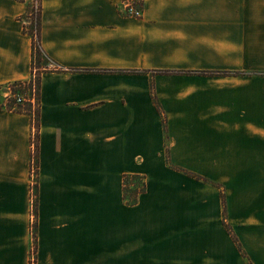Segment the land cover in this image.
Returning a JSON list of instances; mask_svg holds the SVG:
<instances>
[{"label":"crops","instance_id":"obj_1","mask_svg":"<svg viewBox=\"0 0 264 264\" xmlns=\"http://www.w3.org/2000/svg\"><path fill=\"white\" fill-rule=\"evenodd\" d=\"M13 1L0 86L33 72ZM120 1L41 0L37 264H264V0ZM30 131L0 105V264H29Z\"/></svg>","mask_w":264,"mask_h":264},{"label":"built area","instance_id":"obj_2","mask_svg":"<svg viewBox=\"0 0 264 264\" xmlns=\"http://www.w3.org/2000/svg\"><path fill=\"white\" fill-rule=\"evenodd\" d=\"M36 6L33 13L38 10V0H34ZM139 1L135 0H122L118 4V11L121 15L126 18L140 20L143 17V9L139 5ZM47 59L46 55H44ZM48 60V59H47ZM47 70L58 71L61 68L56 66L50 60H48ZM38 69H34L32 72V77L29 80V85L31 86V92L29 95H25L17 91V86L15 81L7 82L0 86V97H1V110L12 113L18 111L20 108L28 105L31 108V131H30V165H29V182H30V197H29V207L31 216V227H30V250H29V264H37L36 259V243L35 241V214H36V202L37 196L34 194V186L37 184V179L39 175V164H38V146H39V127H38V112H39V98L37 90V72Z\"/></svg>","mask_w":264,"mask_h":264},{"label":"rangeland","instance_id":"obj_3","mask_svg":"<svg viewBox=\"0 0 264 264\" xmlns=\"http://www.w3.org/2000/svg\"><path fill=\"white\" fill-rule=\"evenodd\" d=\"M139 5L142 7L143 6L141 3H139ZM36 6V3L34 0H25L24 6H23V14L22 16H18L15 20H19L23 27L32 31V29L34 30V25H33V21H34V17H35V12L34 8ZM19 5H16L14 3L13 0H0V20L3 19L4 14L9 13L10 15H12L14 13V11L16 12V10L18 11ZM143 15H144V9H143ZM143 19V17H142ZM140 19V20H142ZM32 70L34 69H38L42 68L44 66H46L49 61L45 58V56L43 54H41V52H36L35 53V57L32 58ZM39 71L37 72V79H36V84H37V90H38V75H39ZM15 85L17 86V91L20 93H23L25 95H29L31 92V86L29 85V81H15ZM163 122H166V117H163ZM221 167L222 166H214L213 168V172L217 173V172H221ZM167 169H169L170 171H181V169H179L178 166H174L173 164H168L167 165ZM243 170V166H236V170L233 174H238L239 172H241ZM183 171V170H182ZM208 181H204L205 184L207 185H211L213 188H217V189H221L222 185L220 182L217 181H212L209 179H206ZM203 182V181H202ZM30 183V182H29ZM138 185V182H135ZM233 184L236 183V181L232 182ZM215 184V185H213ZM34 188V194L37 195V184H35ZM257 189H264V166H257ZM221 192V191H220ZM224 193L226 194V188L224 189ZM136 196L133 197V199ZM224 197L223 196V203H224ZM229 232H232V234L234 235V229L232 227H229ZM235 236V235H234ZM236 237V236H235ZM31 239V238H30ZM33 242L35 244V241L33 239ZM36 245V244H35ZM36 247V246H35Z\"/></svg>","mask_w":264,"mask_h":264},{"label":"trees","instance_id":"obj_4","mask_svg":"<svg viewBox=\"0 0 264 264\" xmlns=\"http://www.w3.org/2000/svg\"><path fill=\"white\" fill-rule=\"evenodd\" d=\"M21 3H25V0H18ZM41 17H42V4H41V0H38V10L35 13V17L33 18V25H34V30L32 29V31L24 28L23 29V33L25 35H28L29 37H31L32 39V56L33 58L35 57V53L36 52H41V54L45 55L43 48L41 46ZM171 72L168 71H163V72H158V74H162V75H169ZM192 75H199V76H207V75H212V76H229L231 75V73L228 72H193ZM165 125V123H164ZM188 173V172H186ZM190 174V176L192 178H196L197 180H203L204 178H201L200 176H197L195 174L192 173H188ZM129 176H125V184L127 182L126 179H128ZM134 179L139 180L140 184L138 186H136L133 191L134 195L136 196L134 198L133 201L128 200V204L129 205H135L138 202V197L142 194H144L146 192V182L144 181L143 177H140L138 175L133 176ZM204 181H206L204 179ZM215 185V184H213ZM227 229L229 230L228 226ZM231 236L233 237V240L238 243L237 238L232 234V232H230Z\"/></svg>","mask_w":264,"mask_h":264}]
</instances>
